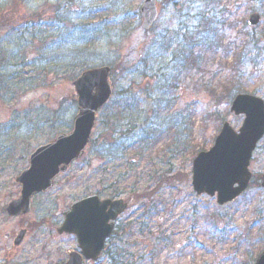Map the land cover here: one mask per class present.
Instances as JSON below:
<instances>
[{"label": "rangeland", "instance_id": "rangeland-1", "mask_svg": "<svg viewBox=\"0 0 264 264\" xmlns=\"http://www.w3.org/2000/svg\"><path fill=\"white\" fill-rule=\"evenodd\" d=\"M156 1L158 17L143 30V0H0V244L27 231L15 254L0 246V264L59 260L70 246L45 221L90 194L128 204L113 234L117 264H253L264 250V136L238 198L219 205L191 186L196 154L224 122L237 131L243 121L229 110L228 89L264 100V0ZM189 43L194 64L184 59ZM102 65L112 96L84 155L24 219L8 217L29 155L72 129L73 80Z\"/></svg>", "mask_w": 264, "mask_h": 264}, {"label": "water", "instance_id": "water-1", "mask_svg": "<svg viewBox=\"0 0 264 264\" xmlns=\"http://www.w3.org/2000/svg\"><path fill=\"white\" fill-rule=\"evenodd\" d=\"M139 12L142 17L141 27L149 29L158 16L156 0H144ZM258 21V14H252L248 25L254 26ZM109 74L108 66L90 68L81 72L73 81L78 109L72 130L68 134L58 135L46 145L38 146L31 153L28 167L15 180L21 186L19 196L11 200L5 208L9 216L28 213L31 197L51 188L53 179L65 171L73 160L82 156L90 140L95 114L111 95ZM230 111L235 115H244L238 131L235 132L225 122L213 146L208 151L200 152L192 163L193 190L198 195L216 194L219 204L236 198L247 187L251 176L248 171L249 160L264 134L262 99L238 94L231 103ZM261 186L264 187V173L261 176ZM126 206L120 199L99 200L95 195L72 203L70 209L64 213V221L58 233L74 234L80 253L71 252L68 260L61 264H81L83 258L96 259L104 241L111 234L113 220ZM24 235V230L19 232L16 244ZM254 264H264V251Z\"/></svg>", "mask_w": 264, "mask_h": 264}, {"label": "flooded vegetation", "instance_id": "flooded-vegetation-1", "mask_svg": "<svg viewBox=\"0 0 264 264\" xmlns=\"http://www.w3.org/2000/svg\"><path fill=\"white\" fill-rule=\"evenodd\" d=\"M28 166V164H27ZM59 178V177H58ZM57 178V179H58ZM57 181V180H56ZM56 184V183H55ZM48 191L46 192H41V193H38L36 194L34 197L38 196V195H43V194H46ZM110 198V197H108ZM113 199V198H112ZM76 200V199H75ZM74 201V200H73ZM71 201V202H73ZM70 205V204H69ZM69 205L67 207V209L69 208ZM65 209V210H67ZM64 210V211H65ZM64 211L61 212L60 214V218L58 220H52V221H56L55 223H52L51 221L49 220H46L45 221V224L49 225V227L55 231V233L58 235V236H66V237H58L60 238L61 240H63L65 242L66 245H69L70 247L68 249H66L67 247L65 248H62L61 249V257L59 260L55 261L53 264H61L62 262H65L67 259H68V256L71 252H80V249H79V245H78V242H77V238L75 235L73 234H58L57 230H58V227L60 226V224L62 223L63 221V214H64ZM24 216L25 215H19V216H16L19 220H22L24 219ZM121 216V215H120ZM118 216L117 218H115L114 222H113V232L112 234L117 230L118 228V218L120 217ZM15 217V218H16ZM22 229V228H21ZM19 229V231L21 230ZM117 232V231H116ZM16 234H13L14 236L13 237H10L11 235L8 233L7 234V237H3V242H1L0 246L4 245L3 247L7 248L8 249V252L9 254L10 253H16L18 252L17 250L21 249L26 240H27V237H26V234H27V231H26V234L25 236L20 240V242L18 244H16ZM52 238V237H51ZM117 242H118V238L117 237H109L108 239H106V241L104 242V245H103V248L98 256V259L96 261H88V260H83L82 264H104V261L102 262V259L103 258H108V256L110 257L109 261L111 264H117V251H118V247H117ZM33 247H38V249L40 250L42 248V246H40L39 244L37 243H33ZM66 249V250H65ZM59 250V249H58ZM11 254V255H12ZM109 263V264H110ZM20 264V263H18ZM23 264V263H22ZM26 264H29V262H26Z\"/></svg>", "mask_w": 264, "mask_h": 264}, {"label": "trees", "instance_id": "trees-1", "mask_svg": "<svg viewBox=\"0 0 264 264\" xmlns=\"http://www.w3.org/2000/svg\"><path fill=\"white\" fill-rule=\"evenodd\" d=\"M203 44L204 43H208V45H206L205 47H206V49H209L215 42L213 41V40H208V41H204V42H202ZM195 44H188V46H187V48H186V50H187V58H186V61L187 62H190L191 64H194L195 63V60L196 59H198L197 57H196V59H195V57L194 58H191V55H193V51L192 50H194L195 49ZM202 53V52H201ZM240 61V57H236L235 58V65H236V63H238ZM85 68H87V67H85L84 66V68L83 69H85ZM82 69V70H83ZM81 70V71H82ZM228 89V88H227ZM233 90L235 91V93L232 95V89H228V95H227V97L228 98H231L232 99V97L234 96V95H236V94H238L240 91L238 90V89H235V88H233Z\"/></svg>", "mask_w": 264, "mask_h": 264}, {"label": "snow or ice", "instance_id": "snow-or-ice-1", "mask_svg": "<svg viewBox=\"0 0 264 264\" xmlns=\"http://www.w3.org/2000/svg\"><path fill=\"white\" fill-rule=\"evenodd\" d=\"M177 2V0H173V3H176ZM192 7H195V8H199L201 5L199 4V3H193L192 5H191ZM165 45H163V44H161V51L160 52H158L157 54H159V55H164V51H163V49H165Z\"/></svg>", "mask_w": 264, "mask_h": 264}]
</instances>
